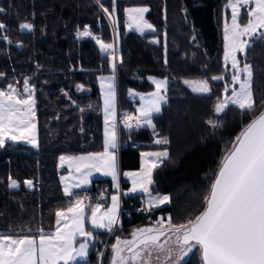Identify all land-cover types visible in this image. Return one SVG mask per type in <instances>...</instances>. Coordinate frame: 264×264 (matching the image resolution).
Instances as JSON below:
<instances>
[{
  "label": "trees",
  "instance_id": "obj_1",
  "mask_svg": "<svg viewBox=\"0 0 264 264\" xmlns=\"http://www.w3.org/2000/svg\"><path fill=\"white\" fill-rule=\"evenodd\" d=\"M225 2L117 0L113 26L94 0H0L4 9L0 23L6 26L0 37H7L0 39V73L4 74L0 88L11 84L23 92L24 80H29L38 139L36 148L13 142L0 147V233L17 237L28 228L53 230L56 211L67 208L71 199L61 187L58 158L102 149L98 77L114 73V58L122 120L118 127L120 171L138 169L142 151L166 150L168 158L153 171L151 192L166 194L171 200L146 210L142 194L122 193L115 230L123 235L159 217L182 224L204 210L224 149L264 110V40L253 38L244 61L253 68L255 109L246 112L229 105L224 113L215 112L229 81L221 55L220 15ZM101 3L112 11V0ZM127 6L147 7L145 18L153 30L143 34L127 30L123 14ZM23 23L32 28L21 30ZM85 26L103 43L113 44L114 58L102 52L91 36H77ZM150 76L167 80L166 103L151 117L154 128L128 129L123 121L134 104L129 91H151ZM213 76L224 79L212 80ZM189 79L207 80L211 93L192 92L184 84ZM210 120L220 126L213 128ZM160 138H167L168 143L156 144ZM9 178L19 187L10 188ZM28 180L32 187L25 185ZM128 185L123 180L122 191ZM95 187L107 194L112 191L108 179L93 181L86 192ZM105 237L106 233L95 232L86 264H98ZM182 264H203L201 251L192 252Z\"/></svg>",
  "mask_w": 264,
  "mask_h": 264
},
{
  "label": "snow or ice",
  "instance_id": "obj_2",
  "mask_svg": "<svg viewBox=\"0 0 264 264\" xmlns=\"http://www.w3.org/2000/svg\"><path fill=\"white\" fill-rule=\"evenodd\" d=\"M96 3L108 14L115 26V12L117 0H112V11L109 12L101 3ZM251 6V7H250ZM226 8L231 9V23L227 20L224 25L225 65L230 63L234 70L231 76V84H226L224 92L228 93L231 87V95H226L223 100L215 105L216 113H224L229 105L250 112L256 107L253 89V68L248 63H243L237 58V53L244 54L251 47L249 40L258 38L264 40V0H227ZM247 13V23L241 24L242 11ZM4 11L0 8V13ZM128 17V27L135 26L141 33L153 26L144 18L149 11L147 7L127 8L124 10ZM6 26L0 23V31ZM30 23L20 25L21 30L31 29ZM117 33V37H118ZM77 36H92L85 26L83 32H77ZM100 45L102 52L113 49L112 43H103L99 37H92ZM7 39V37H0ZM155 42V41H154ZM115 72V58L111 64ZM243 74V78H242ZM4 74L0 73V77ZM101 87L104 91L105 112V138L102 152L88 153L78 157L61 156V167L67 162L71 167L75 164V171L82 177L80 183L66 186L65 195H76L71 188H78L81 184L88 183V176L95 170L103 175L111 176L116 187L118 184V138L116 125H109V116L115 117V76L101 77ZM156 86V91L149 94L137 109L139 116L125 114L124 126L133 128V121L137 128L145 125L154 128L151 116L161 110V102L165 101L167 80L150 78ZM212 80H222L223 76H213ZM107 81V83H105ZM186 84H194L193 91L211 93V87L207 80L197 82L185 81ZM239 85L235 88L234 85ZM82 88V85H77ZM26 94V96H25ZM131 94V90H130ZM33 90L29 86V80H24L23 92L9 84L7 90H0V147H3L6 139L17 141L27 140L37 147L36 138L32 135L35 129L33 118L35 117V99ZM213 127H219V123L208 121ZM156 144H167V138L154 141ZM169 156L165 150L162 152L141 153L142 167L139 172L124 173L132 178L131 193L137 191L147 193L149 206L159 207L161 204L170 203L167 195H152L149 186L153 184V170L158 168ZM10 179L9 187L17 188L19 185ZM67 179L62 177V180ZM32 187L31 180L24 182ZM128 193H125L127 195ZM103 205L96 203L92 206L83 199L71 202L66 210L56 211L55 231H44L42 228L22 230L17 238L10 234L0 233V264H76L84 262L89 254L90 243L93 240V232L85 225L87 214L93 217L92 229H106L109 232L119 224L120 197L112 195L111 206L101 211ZM36 232V235L28 233ZM83 240L78 243L77 238ZM161 237H167L161 243ZM174 237L176 245V259L173 261V248L167 246ZM199 246L202 252L204 264H264V111L254 117L248 123L239 136L233 149L224 157L217 173L215 181L211 184L210 193L206 197V207L195 218L182 224L172 223L171 217L160 218L152 226L135 229L131 233V239L117 237L116 244L112 245L113 259L111 264H153V260L160 264H179L183 256L191 251L192 247ZM127 253V254H125ZM103 255V254H101Z\"/></svg>",
  "mask_w": 264,
  "mask_h": 264
},
{
  "label": "rangeland",
  "instance_id": "obj_3",
  "mask_svg": "<svg viewBox=\"0 0 264 264\" xmlns=\"http://www.w3.org/2000/svg\"><path fill=\"white\" fill-rule=\"evenodd\" d=\"M95 2H96V0H94ZM226 3H227V0H226V2H225V4L223 5V8H222V12H221V15H220V31H221V36H222V52H221V55H222V59H223V67H224V70L228 73V76H229V81L226 83V84H231V76H232V74H233V72H234V70L233 69H231V65H230V63L227 65V68H226V65H225V60H224V55H225V43H226V41H225V39H224V25H225V21L227 20V22L230 24L231 23V9L230 8H226L225 7V5H226ZM138 7H145V6H127V7H125L124 8V10L125 9H127V8H138ZM251 7V6H250ZM123 10V14H124V16H125V18H126V29L127 30H134V31H136L137 33H139V34H143V33H146V32H149L150 31V29H145L144 30V32L143 33H141L140 31H137L136 30V28H135V26H133L131 29L128 27V23H129V21H128V17H127V15H126V13H125V11ZM242 11V18H241V20H240V23L241 24H245V23H247V19H248V17H247V13H246V11H244L243 9L241 10ZM116 14V13H115ZM146 14V13H145ZM145 14H144V18H145ZM107 16H108V14H107ZM116 16V15H115ZM109 17V16H108ZM146 19V18H145ZM111 20V19H110ZM147 20V19H146ZM148 21V20H147ZM148 23H150L149 21H148ZM151 24V23H150ZM152 25V24H151ZM151 30H153V28L151 29ZM93 36V35H92ZM91 36V37H92ZM242 39H244V40H249V43L251 44V39L248 37V36H244V37H242ZM114 50H115V47H113V49H110V50H108V51H106V53L107 54H109V55H111V57L112 58H114V56H115V54H114ZM245 55H246V53H244V54H241V53H237V58L241 61V67L243 66V63H246L245 61H244V58H245ZM249 64V63H248ZM242 78H243V74H242ZM201 80H204V79H189V80H185V81H190V82H197V81H201ZM185 81H184V84L192 91V92H194V93H196V94H207V93H200V92H196V91H193V87L195 86L194 84H186L185 83ZM225 84V85H226ZM234 87L235 88H239V85L237 84V85H234ZM0 90H7V89H1L0 88ZM85 91H87L86 89H84L83 90V92H85ZM226 95H231V87L229 88V91H228V93H225L224 92V90H223V98H222V100L224 99V97L226 96ZM25 96H26V94H25ZM128 115H131V113L129 112L128 113ZM132 116V115H131ZM33 123H35V129H34V131H33V133H32V135H34L35 136V138H36V144L38 145V139H37V124H36V120H35V117L33 118ZM153 124V123H152ZM146 127H149V126H147V125H145ZM133 127H136L135 126V124H134V126ZM144 127V126H143ZM149 128H152V127H149ZM242 132V130H240L236 135H235V137L230 141V143H229V145L224 149V154H223V159H224V157L231 151V149L233 148V146L235 145V142H236V137L237 136H239L240 135V133ZM7 142H13V143H24V144H29V145H31L32 147H33V145L31 144V143H29L27 140H17V141H12V140H8V139H6V141H5V144L7 143ZM4 144V145H5ZM34 148H36V147H34ZM162 151H164V150H154V151H149V150H147V151H142V152H140V160H139V168L138 169H136V170H129V171H125L124 173H132V172H139L140 171V169H141V167H142V157H141V153H147V152H162ZM98 152H102V150H100V151H98ZM91 153H95V152H91ZM88 153H85V154H80V155H87ZM64 156H68V155H64ZM68 167V169H69V171H66V172H63V173H61V170L63 169V167ZM63 167H61V161H60V157L58 158V169H59V171H60V176H59V180H60V183H61V187H62V190H63V193L65 194V192H64V189H65V187L66 186H68V187H71L73 184H75L77 181H79L80 179H82V177L80 176V173H77L76 171H75V164L73 163L72 164V166L70 167L69 166V163H65L64 165H63ZM155 170V169H154ZM153 170V171H154ZM96 173V171L95 170H92L91 171V175H89L88 176V178L90 177V176H92V175H94ZM99 173V172H98ZM100 175H103L102 173H99ZM95 176V175H94ZM103 176H105V177H107L108 178V180H110V185H111V189H112V191L109 193V194H107L106 193V191H104V199H105V204H102L103 205V207H102V209H101V211H104V210H106L108 207H110L111 206V197H112V195H118L119 196V187H116L115 185H116V183L117 182H114L113 181V179H112V177L111 176H106V175H103ZM62 177H65V178H67V179H64V180H62ZM80 177V178H79ZM123 179L124 180H126L128 183H129V186L126 188V189H124L122 192H123V195H125V193H128L127 195H132V196H134V195H138V194H142L143 195V200H142V202H143V206L146 208V210H149V209H151V208H160V207H163V206H165V205H167V204H161L159 207H156V206H149L148 205V203H147V201H148V199H149V195L147 194V193H143V192H140V191H137V192H135V193H131L130 192V189L132 188V178L131 177H128V176H125L124 174H123ZM89 183H86V187H84V188H91L90 186V184H91V182L90 181H88ZM118 184H119V186H120V177H119V175H118ZM81 188H83V187H81ZM149 189H150V192H151V185L149 186ZM71 190H72V192L74 193V191H75V188H71ZM151 194L152 195H156V196H163V195H166V194H154V193H152L151 192ZM168 196V195H167ZM69 197H71L72 198V202L73 201H75L76 199H83V200H85V198L87 197V192L86 191H84L82 194H76V195H73V196H69ZM85 203H88V204H90V205H92V206H95V204L97 203V202H90V201H86L85 200ZM67 208H65V209H63V210H66ZM159 219H160V217H159ZM92 220H93V217L91 216V214H90V212L87 214V216H86V220H85V225H86V228L88 229V230H91L92 232H93V240H92V242L90 243V247H89V252H90V249H91V247H92V243H93V241H94V237H95V232H101V233H106L107 234V237H105L104 238V242H103V246H102V248H101V250H100V253H99V255H98V264H111V261H112V259H113V250H112V245H114V244H116V242H117V237H119V238H121L122 240L123 239H131V233L135 230V229H139V228H143V227H146V226H152L154 223H155V221H153V222H147V223H145V224H143V225H141V226H138V227H135V228H133L132 230H130L128 233H125V234H123V235H121V234H119L116 230H115V226H114V228H113V230L112 231H108V230H106V229H92L91 228V223H92ZM158 220V219H157ZM156 220V221H157ZM56 227H57V225H56V216H55V224H54V228H53V232L55 231V229H56ZM12 238H17V237H14V236H12ZM110 238H112V241H109L110 240ZM162 238V242L161 243H163L164 242V240L165 239H167V237H161ZM83 240V238L82 237H78L77 238V246H78V243L80 242V241H82ZM174 237H173V240L172 241H169V244L167 245V246H170V247H172L173 248V256H172V260L174 261L175 259H176V255H178V253L176 252V245L174 244ZM194 251H200V248H199V246H195V247H192L191 248V251H188L184 256H183V258L179 261V264H182L188 257H189V255L192 253V252H194ZM101 254H103V255H101ZM89 255V254H88ZM88 258V257H87ZM76 263H79V262H76ZM153 264H160V262L159 261H156L155 259L153 260ZM168 264H172V261H168Z\"/></svg>",
  "mask_w": 264,
  "mask_h": 264
},
{
  "label": "crops",
  "instance_id": "obj_4",
  "mask_svg": "<svg viewBox=\"0 0 264 264\" xmlns=\"http://www.w3.org/2000/svg\"><path fill=\"white\" fill-rule=\"evenodd\" d=\"M151 31V30H150ZM115 76V80H114V87H115V117L113 118L112 116H109V125H111V124H115L116 125V134H117V138H118V150H116V156H117V161H118V171H119V177H120V186H119V197H120V211H121V196H122V181L124 180L123 179V174H124V172H121L120 171V167H119V152H120V144H119V137H118V127H119V124L120 123H118V121L120 120V118H119V116H118V108H117V87H116V73L114 72L113 74H109V75H101V76H99L98 77V86H99V96H100V104H101V119H102V151H103V146H104V138H105V112H104V91H103V89H102V87H101V77H109V76ZM150 78H154V79H156V80H165V78H157V77H152V76H150V77H148V80L152 83V80L150 79ZM105 83H107V81H105ZM152 85H153V89L151 90V91H149V92H137V91H135V90H131V94H130V91H129V95L131 96V98L133 99V101H134V104H137V106H138V108H140V106H141V104L142 103H144V101H141L140 100V96H144L145 97V99L147 100L148 98H150L149 97V94L150 93H153V92H155L156 91V86H155V84H153L152 83ZM167 89V88H166ZM162 95H165V91H162V93H161ZM166 98V97H165ZM166 100L167 99H165V101H162L161 102V107L166 103ZM159 113V112H158ZM155 114H157V113H153L152 114V116L153 115H155ZM137 116H139V112L137 113ZM151 116V117H152ZM144 127H146V126H144ZM147 128H149V127H147ZM83 154H85V153H83ZM66 155H68V156H71V157H78V156H82V155H80V154H71V155H69V154H66ZM61 156H64V155H61ZM60 156V157H61ZM139 160H140V155H139ZM66 171H69V169H68V167L66 166V167H63V169L61 170V173H63V172H66ZM100 173V172H99ZM98 172H96L94 175H92V176H90L89 178H87L88 179V181H90L91 182V186H92V183H93V181H95V180H97V179H108L107 177H105V176H103V175H100ZM80 178V177H79ZM80 181H81V179L79 180V181H77L75 184H77V183H80ZM124 181H126V180H124ZM127 182V181H126ZM89 183V182H88ZM86 184H81V186L80 187H78V188H75V191H74V193L75 194H77V193H79V192H84V191H86V190H88L87 188H84V187H86L85 186ZM90 186V187H91ZM129 186V185H128ZM81 187H83V188H81ZM81 193V194H82ZM72 202V198L70 199V203ZM69 203V204H70ZM69 206V205H68ZM67 206V207H68ZM120 215V214H119ZM117 226V225H116ZM115 226V227H116ZM161 242H162V238H161ZM125 254H127V253H125Z\"/></svg>",
  "mask_w": 264,
  "mask_h": 264
},
{
  "label": "built area",
  "instance_id": "obj_5",
  "mask_svg": "<svg viewBox=\"0 0 264 264\" xmlns=\"http://www.w3.org/2000/svg\"><path fill=\"white\" fill-rule=\"evenodd\" d=\"M92 37H96L95 35H93ZM116 53V50H114V54ZM138 106L137 104H133L132 109L130 111L132 116H137V111ZM118 123H122V120L120 119L118 121ZM135 124V122L133 121V125ZM104 188L102 187H95L91 192H87V197L85 198L86 201H90V202H97V203H101V204H105V199H104Z\"/></svg>",
  "mask_w": 264,
  "mask_h": 264
},
{
  "label": "water",
  "instance_id": "obj_6",
  "mask_svg": "<svg viewBox=\"0 0 264 264\" xmlns=\"http://www.w3.org/2000/svg\"><path fill=\"white\" fill-rule=\"evenodd\" d=\"M263 111H264V110H263ZM242 131H243V130H242ZM233 147H234V146H233ZM232 149H233V148H232ZM232 149H231V150H232ZM220 166H221V165H220ZM220 166H219V168H220ZM218 171H219V169L217 170V173H218ZM217 173H216V175H215V178H214L213 182H214L215 179H216ZM213 182H212V183H213ZM209 193H210V192H209ZM200 251H201V250H200ZM201 257H202V252H201ZM202 261H203V258H202ZM203 264H204V261H203Z\"/></svg>",
  "mask_w": 264,
  "mask_h": 264
}]
</instances>
